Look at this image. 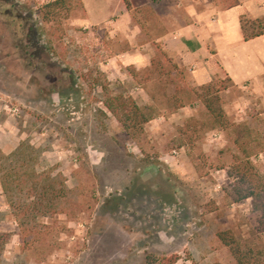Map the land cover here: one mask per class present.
<instances>
[{"label":"rangeland","instance_id":"374dc122","mask_svg":"<svg viewBox=\"0 0 264 264\" xmlns=\"http://www.w3.org/2000/svg\"><path fill=\"white\" fill-rule=\"evenodd\" d=\"M52 1L0 0V151L28 143L38 170L60 173L69 193L64 213L24 230L0 188V233L10 235L0 264H146L149 256L155 264L172 256L175 264H236L217 237L224 232L264 264L251 201L227 194L233 148L225 134L179 146L178 128L200 119L203 106L170 111L165 79L115 65L129 49L123 35L111 24L88 26L80 0L43 21L39 9ZM145 10L136 8L134 20ZM180 84L189 85L186 72ZM118 96L153 114L135 140L103 105ZM220 101L230 121L264 135L262 99L231 88ZM251 162L264 172V151Z\"/></svg>","mask_w":264,"mask_h":264},{"label":"trees","instance_id":"16d2710c","mask_svg":"<svg viewBox=\"0 0 264 264\" xmlns=\"http://www.w3.org/2000/svg\"><path fill=\"white\" fill-rule=\"evenodd\" d=\"M122 1L125 8L130 10L128 0ZM220 1L226 8L238 5V0ZM69 8L70 3L67 0H54L42 6L39 13L43 21L55 22L57 13H68ZM240 28L245 42L264 36V17L251 19L242 15ZM145 70L147 81H151L155 76L160 82L165 79V85L173 88L172 94L165 97L170 111L191 107L195 102L204 108L200 119L189 118L178 128L180 147L193 145L207 132L218 130L225 134L233 148L228 150L230 162L226 169V176L230 180L228 197L232 203L250 200L251 214L255 217L258 231L264 232V172H259L251 162L253 155L264 151V135L257 134L244 123L236 124L230 121L225 115L220 95L233 88L232 82L228 78H215L207 85L184 86L180 83L184 81L185 70L179 68L159 47L150 67ZM100 89L105 91L106 86H100ZM103 105L131 140H135L142 127L153 118L151 112L140 108L130 97L118 96L109 102H103ZM38 159L39 152L26 142L19 144L8 155L0 151V188L13 217L24 230H32L39 219L64 213V203L69 193L65 179L60 173L38 170ZM217 237L228 248L236 264H261L250 249L235 243L230 232L219 233ZM9 238V234L0 233V259ZM161 261L163 264H175L176 257ZM155 262L151 256L146 259V264Z\"/></svg>","mask_w":264,"mask_h":264},{"label":"crops","instance_id":"0c3cea01","mask_svg":"<svg viewBox=\"0 0 264 264\" xmlns=\"http://www.w3.org/2000/svg\"><path fill=\"white\" fill-rule=\"evenodd\" d=\"M80 2L88 26L111 24V33L127 40L129 49L114 56L115 65L145 70L159 47L191 86L228 78L237 91L264 101V36L245 42L240 28L242 15L264 17V0H238L229 8L220 0H128L130 10L122 0ZM136 8L146 9L137 21Z\"/></svg>","mask_w":264,"mask_h":264}]
</instances>
